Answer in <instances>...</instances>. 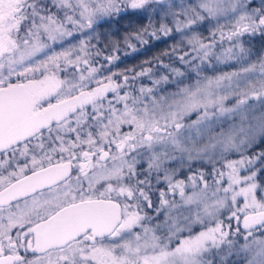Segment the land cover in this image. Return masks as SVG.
<instances>
[{
  "label": "snow or ice",
  "instance_id": "obj_1",
  "mask_svg": "<svg viewBox=\"0 0 264 264\" xmlns=\"http://www.w3.org/2000/svg\"><path fill=\"white\" fill-rule=\"evenodd\" d=\"M262 144L264 0H0V264H264Z\"/></svg>",
  "mask_w": 264,
  "mask_h": 264
},
{
  "label": "rangeland",
  "instance_id": "obj_2",
  "mask_svg": "<svg viewBox=\"0 0 264 264\" xmlns=\"http://www.w3.org/2000/svg\"><path fill=\"white\" fill-rule=\"evenodd\" d=\"M126 23L127 21H125V24ZM155 43H157L158 45L157 44L155 45ZM171 43H172L171 40H149V43L147 45L141 46L138 44L137 47L139 50L136 52H131V50L121 47V50L118 53L120 59L115 62V64L112 67V70L124 71L128 69H136L137 71H139L140 66L145 60H149L155 56L160 55L161 52L169 48ZM254 43H255V47L257 48L260 47L259 41H256ZM152 47L154 48L152 49ZM125 52H127L128 54L125 55ZM165 62H167V58H165Z\"/></svg>",
  "mask_w": 264,
  "mask_h": 264
},
{
  "label": "trees",
  "instance_id": "obj_3",
  "mask_svg": "<svg viewBox=\"0 0 264 264\" xmlns=\"http://www.w3.org/2000/svg\"><path fill=\"white\" fill-rule=\"evenodd\" d=\"M157 43H155V45H156ZM158 45V44H157ZM154 47H152V49H153ZM157 48V47H156ZM148 49H149V47H148ZM152 49H150V50H152ZM258 148H264V144H262V145H258Z\"/></svg>",
  "mask_w": 264,
  "mask_h": 264
}]
</instances>
